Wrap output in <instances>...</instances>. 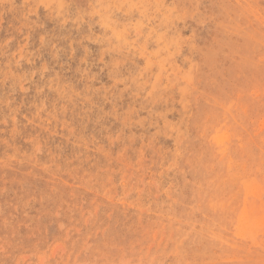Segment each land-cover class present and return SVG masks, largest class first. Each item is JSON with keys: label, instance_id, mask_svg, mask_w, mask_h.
Here are the masks:
<instances>
[{"label": "rangeland", "instance_id": "374dc122", "mask_svg": "<svg viewBox=\"0 0 264 264\" xmlns=\"http://www.w3.org/2000/svg\"><path fill=\"white\" fill-rule=\"evenodd\" d=\"M0 264H264V0H0Z\"/></svg>", "mask_w": 264, "mask_h": 264}]
</instances>
